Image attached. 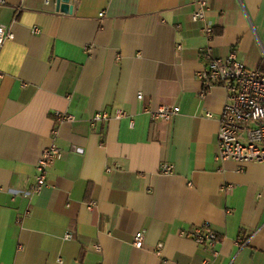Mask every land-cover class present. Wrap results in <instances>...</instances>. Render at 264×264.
<instances>
[{"label":"crops","instance_id":"crops-1","mask_svg":"<svg viewBox=\"0 0 264 264\" xmlns=\"http://www.w3.org/2000/svg\"><path fill=\"white\" fill-rule=\"evenodd\" d=\"M4 1L15 38L0 49V264H264V165L216 161L228 93L202 98L196 76L207 48L264 69V0H210L211 41L191 0H71L72 13ZM159 106L180 113L153 121L145 110ZM56 111L76 121L56 124ZM99 112L109 120L93 125ZM53 142L62 159L24 197ZM204 224L217 257L192 237Z\"/></svg>","mask_w":264,"mask_h":264},{"label":"built area","instance_id":"built-area-1","mask_svg":"<svg viewBox=\"0 0 264 264\" xmlns=\"http://www.w3.org/2000/svg\"><path fill=\"white\" fill-rule=\"evenodd\" d=\"M196 5V10L192 15L194 22H204L203 31L209 41L214 38L216 23L208 21L207 14L210 11V0H191ZM53 0H44L46 5L52 4ZM4 5L5 1L0 0ZM104 13L101 14L103 16ZM33 33H40L36 27ZM14 33L0 26V49L7 41L14 40ZM208 61L207 67L197 73V77L202 81L204 90L201 97L205 98L207 90L215 85L223 86L227 93V103L220 116V126L217 133L218 152L216 161L225 163L235 162L239 172H243L249 164L264 165V69L252 70L237 59L235 53H231L227 58H217L211 54L209 48L202 52ZM0 78L3 75L0 74ZM138 99H143V94H138ZM145 112L153 121H172L180 113V108L175 106H159L156 108H146ZM118 117L124 116L123 112H118ZM212 117L211 113H207ZM56 124L73 123L75 116L56 111L54 113ZM108 114L99 112L93 116L92 124L108 121ZM58 130H54V135ZM63 157V152L59 146L53 142L44 150L42 157L36 165V181L29 191L23 193L26 198L41 194L47 185L50 167ZM175 167L169 163H163L161 173L163 175L174 174ZM94 203L90 205L92 209ZM194 241L198 245H207L213 252L214 257L218 256L216 246L220 241L219 236L211 229L209 224L198 226L192 233ZM74 234L67 231L64 235L65 241H71ZM136 248L144 247V233H138L135 237ZM100 250V246H97ZM163 246L159 245L156 254L161 257ZM62 263V259H58ZM203 264H213L210 259H205Z\"/></svg>","mask_w":264,"mask_h":264},{"label":"water","instance_id":"water-1","mask_svg":"<svg viewBox=\"0 0 264 264\" xmlns=\"http://www.w3.org/2000/svg\"><path fill=\"white\" fill-rule=\"evenodd\" d=\"M71 0H57V11H61L64 13H72L73 6L70 5Z\"/></svg>","mask_w":264,"mask_h":264}]
</instances>
